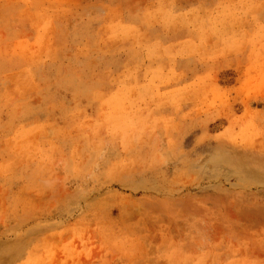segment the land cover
<instances>
[{"label":"rangeland","instance_id":"rangeland-1","mask_svg":"<svg viewBox=\"0 0 264 264\" xmlns=\"http://www.w3.org/2000/svg\"><path fill=\"white\" fill-rule=\"evenodd\" d=\"M0 264H264V0H0Z\"/></svg>","mask_w":264,"mask_h":264}]
</instances>
